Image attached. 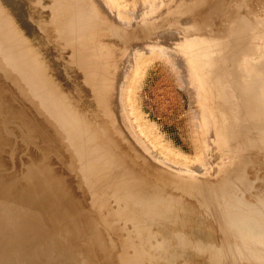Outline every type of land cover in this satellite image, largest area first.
Masks as SVG:
<instances>
[{"label":"rangeland","instance_id":"374dc122","mask_svg":"<svg viewBox=\"0 0 264 264\" xmlns=\"http://www.w3.org/2000/svg\"><path fill=\"white\" fill-rule=\"evenodd\" d=\"M20 1L23 3L24 0ZM127 1L131 2L132 0ZM210 1L217 3L213 4L215 6L208 21L200 22L199 25H193V27H190L186 21L183 22L181 29L188 28L184 34H187L186 37L189 42L198 48L208 44V50L210 47L211 50L214 47L217 49V53L213 52L212 57L207 59L209 68H212V74L219 75V80L222 78L221 73L229 79L233 89L252 88L255 90L259 85H264V0ZM23 6L26 18L28 8L24 4ZM221 15L222 17H219ZM0 16L4 18V22L1 23L2 25L0 24V42L2 44L0 46V114L3 116L2 118L0 115V152L4 151V153H0V155L9 152L6 156H8V160L10 159L9 162L5 159L9 163L7 167L10 168L8 169L5 166L7 163L1 165L5 162H0V169L3 166L0 174L4 172L3 169L8 170L9 173L15 164H21V166L15 168L14 171H17L18 168L21 170L22 167H30L29 170L32 172L39 171V174L33 172L32 177L34 176L36 180L40 179L41 183L35 182L36 180L30 177L31 175L28 177L27 173L23 174V171L25 172L23 168V171L16 173L34 179V183H31V180L24 176L25 179L21 177L23 180L20 182V178L17 177L19 180L16 178L18 175H12L14 181L16 179L19 181V184L18 181H15L17 185H23L21 183L24 180L27 181L26 184L24 183L26 185L24 188L27 185H32L31 194L33 193V197L32 195L29 197V203L35 206L45 204L55 206L65 210L73 218L76 216L73 219L75 229L83 231V235L88 241L93 237L95 241L99 240L98 244L101 243V256L95 260L98 264H211V262H213L212 264H264V246L244 245L242 238L230 231L221 232L216 227L214 229L213 227H202L201 219L195 215L186 216L183 219L182 216H185L188 210L180 202V200L183 202V197H187L185 192L190 190L192 184L198 183L211 190L216 186L215 179H226L229 183H235L232 174L227 172L233 163L235 167L237 163L247 164L246 168H243L244 174L247 176L244 186L246 188L239 189L238 186L232 188L234 189L233 192L237 191L236 195L237 193L243 195L244 198L241 203L243 202V205L246 203L245 208L248 210L254 206L257 200L260 203L263 202L264 158H259V154L254 162L252 155L249 157V154L252 153L251 150L262 149L251 145V140L256 131L251 134L242 128L243 125L251 124L256 126L259 132L258 128L264 127V100L261 93L254 92L256 93L253 97L256 104L254 107L258 109L254 114H250L246 109V104L238 102L237 99L241 100L235 97L233 98L234 102L229 106L224 105L223 116L217 115L215 118L209 109L211 107L210 101L212 103L215 100L212 92L214 87L211 84H202L195 69H191L192 73L184 76L173 63L171 64L169 59L170 53L175 50L183 53L179 46L180 42L184 40L183 35H181L182 30H180L175 36V41L179 43L170 52L162 53L160 48H153L151 44L158 43L157 39L141 49L144 59L142 66L135 75L138 83L132 86L130 99L126 100L127 97L125 98L126 107L122 109L125 112H121L125 114H122V117H130L131 126L128 120L123 119L124 117L118 118L120 111L118 116L117 112H113L112 116L109 115L111 122L106 123L104 121L105 115L99 116L101 105L92 103L86 95L85 83L91 85L89 90L91 95L94 88L98 87L91 83L92 75L89 72H80L82 80L79 79V84L85 95L82 92H77L79 98L71 100L68 94L70 95L72 91L75 95L74 87L71 91L67 89L68 93L65 92L68 98L67 104L63 102L59 106L53 94L60 90L63 92L65 89L60 84L56 85L59 89L51 87L48 82H45V86L43 85V76L40 72L46 68L45 64H36L35 69L31 65L30 67L26 66V61L29 58L32 59V53L30 54L28 49H21L26 42V39L24 37L19 38L17 33L22 22L12 24L13 21L6 9ZM45 19V17L38 19L37 24H43ZM23 20L25 25L29 24L27 18ZM45 21L44 26L47 25L46 28H56L61 24L60 20L57 19L56 22H52L55 25L52 27L47 19ZM172 27L177 29L175 25ZM201 29L204 31L199 32ZM163 30L165 28L159 31L162 32ZM189 30L196 32V40L188 36ZM11 34L13 37L9 38L8 35ZM203 34L207 37L208 42L198 39ZM222 41L224 43L229 41L233 47L235 46L233 50L236 48L234 52L236 56L233 62L222 59V61H216L214 65L213 60H216L219 55L218 47ZM3 44L5 45L3 46ZM54 53L55 58L58 54L55 51ZM46 57L47 55H45ZM54 58L50 57L48 60ZM31 71L37 74L30 75ZM56 77L60 78L57 72ZM74 78L73 80L77 81V78ZM96 82L99 83L101 80H96ZM225 94L228 95L229 93L225 92ZM80 102L85 103L84 106L80 105L79 107L82 108L81 114H79L83 118L84 125L76 121L75 115L72 114L78 110L77 106ZM62 107H64V112L60 111ZM132 107L135 110L131 113ZM126 110H128L129 116ZM106 111L110 112L107 109ZM85 115L100 123V126L94 128L93 124H89V121L85 119ZM114 115L117 116L116 119ZM117 118L122 120V123ZM84 126L87 127L83 130ZM90 131L95 133L97 142L101 143V147L93 144L100 153L108 155L107 152L111 151L108 146L112 144L115 160L122 159V155L126 159L119 170L126 169L130 174H134L146 182H152L159 190L167 189L166 193L170 194V199L163 205L155 207L145 206L144 201L140 198H130L125 201V192L114 183V179L121 176L120 171L108 173L106 168H101L102 172L98 176L96 169L91 168L94 161L84 158L86 150L89 148L87 142L90 140L86 139L88 137L93 139L94 136L88 133ZM216 132L219 135L215 134ZM221 142L223 146H221ZM168 147L172 149L170 150ZM4 148L6 151L3 150ZM24 153L26 154L24 155ZM11 155L12 158H14L13 155L15 156V160L11 159ZM23 156L25 159L28 158L26 159L27 163ZM4 157L1 159L0 156V160H3ZM18 158L24 161L17 163L16 159ZM29 158H32L36 164L31 162L28 165V161L31 160ZM23 162L26 166L22 165ZM253 162L256 168V176L252 182L253 177L247 175V170L253 166ZM61 163L62 167H60ZM101 163L103 164L102 161ZM14 171L10 173H15ZM30 171L26 170V172ZM224 172H226L225 177L223 176ZM10 173L8 174L9 177H11ZM3 174L1 175L3 176ZM7 174L5 175L7 176ZM6 176L5 178H7ZM9 179L7 178V181ZM172 182L176 183L171 184ZM13 184L7 185L6 188H13ZM179 187L184 188V190L181 191ZM7 191L9 190L7 189ZM255 193L261 196L260 199ZM236 195L231 194L230 196L233 199ZM31 197L33 200L31 199L30 202ZM67 200L68 203H66ZM219 201L220 204L223 203L222 200ZM61 202L62 204H60ZM69 202L73 205H70ZM74 203L76 204L75 208L78 205L91 218L89 227L91 232L88 231L87 224L78 219L77 212L73 209ZM241 203L238 205L240 206ZM142 204L143 208H141ZM229 208L236 213L240 212L237 207ZM247 210L241 209L242 212L235 219L250 222L248 225L254 230L255 218H260L264 214L255 213L250 216L249 211L246 213ZM207 215L212 217L210 213ZM149 221H153V223ZM77 225L81 227V230ZM233 226L245 230L247 235L253 233L246 229L248 226L245 224L240 225L232 222L231 227ZM54 231L56 229H51V233L47 230L41 232L44 237L50 238L52 235L55 236ZM100 235L102 236L101 240ZM256 235L264 236V234ZM68 241L73 248L76 247L74 248L75 251L72 247L69 250L65 248L68 250L69 256H73V259H82L78 257L83 256V254L79 250L77 239ZM47 243L46 248L48 250L56 253L61 252L58 244L51 243L49 240ZM87 243L84 242L86 247L88 246ZM246 252L257 254L253 256L249 253L245 254ZM130 257L133 259L130 260ZM66 260L69 264L72 262L68 257ZM84 262L82 264H89L87 261Z\"/></svg>","mask_w":264,"mask_h":264},{"label":"bare ground","instance_id":"6f19581e","mask_svg":"<svg viewBox=\"0 0 264 264\" xmlns=\"http://www.w3.org/2000/svg\"><path fill=\"white\" fill-rule=\"evenodd\" d=\"M21 2L22 1L20 0H0V15L6 9L11 20L13 21L12 24L19 21L22 22V25L17 30V33L18 37H24L26 39V42H24V47L21 49L30 50L29 52L30 54L32 53L33 59L32 60L31 58H29V60L31 59V61L26 59V66L30 67L31 65L32 68L34 67L35 69L36 64H45L46 68H44L40 72V74L43 76V85L45 86V82H48L51 87L59 89V87H57L56 85L60 84L61 87L65 89V91L63 92L60 90L58 93L53 94L56 97L59 106L63 102L67 104L68 98L65 93H68L67 89H70L71 91L72 87H74L73 90L75 92V95L71 91L70 95L68 94L69 99L71 98V100H76V98H79L77 92L83 93L79 84V79H81L80 72H89L92 75L91 83L96 84L98 87L94 88V92L91 95L89 92L91 85L85 83L84 86L87 90L86 95L89 97L92 103H99L101 105V108L99 109V116L105 115L104 121L106 123H110L111 118L109 117V115L112 116L113 112H117L118 116V112L120 111V115L118 118L122 119L124 117H122V114L124 113L121 112L123 111L122 109H125L126 107L125 98L127 97L126 100L130 99L131 91L133 89L132 86H135L138 83V79H136L135 75L142 66L144 59L141 49L144 48L148 43L151 44V42H154L157 39L158 43L154 42L153 44H151V46L153 48H160L162 53H165L166 51L170 52L172 48L178 45L177 43H179L175 41V36L180 30H182L181 35H183L184 40L180 42L179 46L180 50H182L183 53L175 50L170 53L169 59L171 60V64L173 63L179 69V71L184 74V76H188L189 73H192L191 69H195L198 73V78L200 77L199 80L202 84H211V86L214 87L213 89L211 87V89L214 93L212 94L214 95L213 98L215 100L212 101L213 104L210 101L211 107H209V109L211 110L215 118H217V115L223 116L224 105L229 106V104L234 102L233 98L235 97L241 100L239 101L236 98L238 102L246 104V109L250 114H254L258 110L254 107V105H256L255 100H253L254 95H256V93L254 92L261 93L264 100V85H259L255 90H252V88L240 90L239 88L233 89V87L230 85L231 83L229 79L225 78L222 73V78L221 80H219V75L215 76L214 73L212 74V68H209V63L207 60L212 57L211 54H213V52L217 53V49L214 47V49L211 50L210 47V49L208 50V44L199 48L197 46L195 47L193 43L189 42L188 38L186 37L187 34H184L188 30V28L181 29L184 21H186L187 24L190 25V27H193V25L197 26L200 24V22L205 23L206 21H208L209 15L211 14L215 6L213 4L217 2H213L210 0H132L131 2H128L127 0H24L23 3ZM23 4L28 8L26 12V18L28 19V23L30 25L28 23V25H25L24 23L23 19L26 18L24 14ZM219 10L221 9L219 8ZM44 17L48 20L49 24L51 23L52 27L55 26L52 22H56L57 19L60 20L61 24L56 28H46L47 25L44 26V22H46V19L44 20L43 24H37L38 19ZM219 17H222V15ZM3 22L4 18L0 16V24ZM174 25L177 26V29H174L172 27ZM162 28H165V30L160 32L159 30H161ZM202 31H204V29H201V31L199 32ZM188 33L189 37L193 38V40H196V32L189 30ZM8 37L12 38L13 35H8ZM198 39L208 42V39L204 36V34L201 35ZM63 40L68 41L64 42ZM133 42L136 43L132 44ZM4 45L5 44H3V46ZM0 46H2L1 42ZM234 47L231 42L228 41L224 43L222 41L218 47L219 55L216 60H213L214 65L216 64V61H222V59H224L225 61L229 60L233 62V59L236 56L234 54L236 48L233 50ZM54 51L58 54V56H56L55 58ZM45 55H47L46 58ZM50 57H53L54 59L48 60V58ZM82 65L83 67H81ZM54 71L55 73H53ZM56 72L57 74H59L60 78L56 77ZM36 74V72H30V75ZM74 77L77 78V81H74ZM211 77L213 81L211 80ZM96 80H101V82L97 83ZM237 90L240 91L237 92ZM124 92L126 93L123 94ZM225 92L229 94L226 95ZM80 105L84 106L85 103L80 102V104L77 106L78 110L72 114L75 115L74 119L76 121H79V123H82L84 125L83 118L80 115V111L82 109L79 108ZM86 105L89 106L88 103H86ZM63 109L64 107L60 108V111L64 112ZM106 109L110 112L108 113ZM134 110L135 108L132 107L130 109V112L132 113L134 112ZM126 112L129 116L128 110H126ZM115 115L114 117L116 119L117 116ZM85 119L89 121V124H93L94 128L100 126V123L91 120L86 115ZM123 119L128 120V122L130 121V117L127 116H125ZM120 122L122 123V120H120ZM129 125L131 126L130 122ZM86 127L84 126L83 130ZM242 128L247 130L251 134H253V131H256V133H254V138L251 140V145L262 149L251 150L252 153L249 154V157L250 155H252L251 157L255 162L256 157L260 154L259 158L262 157L263 159L264 127H259V132L257 130V127L254 125L252 126L251 124L243 125ZM88 133L94 136L93 139L87 136L88 138L86 140L90 139L87 142V146H89V148L88 150H86L87 152L84 158L89 160L92 159L94 161L91 168L96 169V173L98 174V176L101 174L100 172H102L101 168H106L108 170V173H111L113 171L118 172L122 164L126 162V159L123 158V155V160H115V157L113 155L114 147L112 144H109L108 146V148L110 147L109 149L111 150L107 152L108 155L100 153L99 149L93 145L95 143L98 147H101V143L97 142V136H95V133H92V131ZM215 134H218V132H216ZM222 137L224 136L222 135ZM247 141L249 142L250 140ZM221 146H223V143L221 144ZM108 148L106 149L109 150ZM5 149L6 148H4L3 150ZM168 149L170 148L168 147ZM0 153L3 154L4 151H1ZM5 153L7 154L9 152ZM2 154L0 155L1 159L2 157H4V155L5 157L3 158V160H0V162L4 161L5 163H0L1 165L6 164L7 161L9 162L10 160H8V156H6V154ZM25 154L26 153H24V155ZM13 157L15 158L14 155ZM17 157L20 158L21 156ZM14 158H12L11 155V159L13 160ZM19 158L16 159L17 163H20V161H24L21 159L19 160ZM5 159H7V161ZM23 159H25V156H23ZM29 159L32 160V158ZM31 160H27L28 165L31 162L35 165L36 162L34 160ZM101 161L103 162V164L101 163ZM254 162L253 166L249 167L247 170V175H249V177H253L252 182L256 176V168L254 166ZM248 164L250 163L248 162ZM7 165H9V163H7L5 166L7 167ZM15 165V167L13 166L12 171H14V169L17 167L20 168L21 166V164H18L19 166L17 164ZM22 165L24 166L25 163ZM5 166L4 168H6ZM10 166L12 167V165ZM30 166L32 165L30 164ZM246 166L247 164L237 163V166L235 167L233 163L232 166L227 169L228 174L231 173L232 178L235 181V183L233 184L229 183V181H227L226 179L216 180L214 178L216 186L211 190H208V188H205L198 183L194 185L192 184L191 188L188 187L190 188V190H187V192H185V196L187 197H183V202L180 200L182 205H184L188 210L185 213V216H182L183 219L186 216L191 217L192 215H195L199 219H201L202 227H213V229L216 227L217 230H220L221 232L230 231L238 237L242 238L241 240L244 245L251 246V244H253L255 246H264V236L262 235L263 237H261L260 235H256L264 234V216L255 218L256 221L254 222V224L256 225L254 227V230L250 225H248L250 222L248 223V221L246 222V220L239 221L238 219H235L238 218L239 213L242 212L241 209L247 210L245 208L246 203H244V205L242 204L243 202L241 203V200H243L244 198L243 195H240V193H237L236 195L235 193L237 191L235 190L236 192H233L234 189H232L235 186H238L239 189L242 187L246 188L244 186L247 176L244 174L245 171H243V168H246ZM60 167H62V163ZM2 168L0 169V172L2 171ZM8 168L10 167H7V169ZM19 168L17 169V171H23L24 169L25 172L23 171V174L27 173L28 177L29 175H31L30 177H32V175L37 172L33 171V174V172L29 170L30 167H22L23 169L21 168V170H19ZM27 169L30 172H26ZM5 170L6 169H3L4 172L8 171ZM12 171L9 170V173ZM17 171L14 172L16 173ZM119 171L121 176L115 178L114 183L116 186H119V188L123 192H125V201L127 199L129 200L130 198H140L142 201H144L143 203L145 206L149 205L155 207L163 205L164 202L170 199V194L166 193L168 191L167 189L159 190L158 187L152 182H146L140 177L134 174H130L126 169H120ZM4 172H2L1 174H3ZM7 173H4L3 176ZM15 173H10L11 177H9L8 174L7 176L5 175L8 179L10 178L8 181L5 176L3 177L0 174V264H69V262H66L67 257L72 261L70 264H75L78 262L82 264L84 261V263H86L87 261L89 264H94L95 260H97L101 256V243L98 244L99 240L95 241L94 238L91 237V239L88 241L85 235H83V231H77L75 229L76 227L73 223V219H75L76 216L73 218L71 215H68L65 210L47 204H42L43 206H35L29 203L28 200L29 197L33 194H31V192L33 191V187L32 185H27V187L24 188L26 186V180L21 183L23 185H17L16 182L19 180L17 177H19L20 182H22L23 179H21V177H23L24 175L20 176ZM224 174L226 175V172L223 173V176ZM12 175H18L16 176V178L18 179L15 180L16 182L14 181V177H12ZM28 177L26 176L25 178L29 180L30 178ZM220 177L222 176L220 175ZM32 178L35 179L34 176ZM30 180L31 183H34L36 179L34 181L32 179ZM9 182L11 184L16 183L15 185L13 184V188L11 187L12 190L10 187L6 188L7 185L11 186ZM35 182L41 183V180L38 179ZM175 183L176 182H172L171 184ZM30 187L31 189H29ZM182 187H184V185H182ZM182 187H179L181 191L184 190V188ZM7 189L9 191H7ZM35 191L37 192V190ZM231 194L236 195L235 198L232 199V196H230ZM255 194L260 199L261 196H259L257 193ZM36 196L38 195L36 194ZM32 197L30 198V202L33 200ZM34 200H36V198H34ZM219 200H222L223 203L220 204L221 202ZM210 202L211 204H208ZM252 202L254 201L252 200ZM66 203H68V200ZM239 203H241L240 206L238 205ZM60 204H62V202ZM70 205L73 204L70 203ZM75 205L76 204L74 203L73 209L77 212V216L79 217L78 219L85 222V224H87L88 231L91 232V229L89 228L91 218H89V215H86L84 209H82L78 205L75 208ZM229 207H237L240 212L238 211L239 213H236V211L231 210ZM141 208H143V204L141 205ZM248 211L250 213H248ZM209 213L212 215L211 218L207 215ZM246 213H248L250 216L255 213L264 214V199L262 203L257 200L254 206L249 208ZM255 217H257V215H255ZM249 220L251 219L249 218ZM149 222L153 223V221ZM232 222L240 225L245 224L246 226H248L246 229L250 230V232L253 233L251 235H247L245 233V230L243 231L242 229H238L234 226L231 227ZM78 223L80 224V222ZM78 228L79 230H81L80 226ZM51 229H56V231H54L55 236L52 235L50 238L44 237L41 231L47 230L49 233H51ZM74 238L77 239V245L80 252H82L83 254V256H78L82 258L80 260L79 258L73 259V256H69L68 254V250L70 249V247L73 248V246H71L72 244L68 240L71 239V241H75ZM101 238L102 236L100 235V240ZM48 240L51 243L54 242L58 244L61 252L56 253L52 250H48V248H46V245H48ZM83 241L85 243L88 242L87 247L85 246ZM93 241H95L97 244ZM65 248L68 250H66ZM248 253L253 256L257 254L254 252H246L245 254ZM131 259L133 258L130 257V260ZM96 263L97 262H95V264ZM212 263L213 262H211V264Z\"/></svg>","mask_w":264,"mask_h":264}]
</instances>
